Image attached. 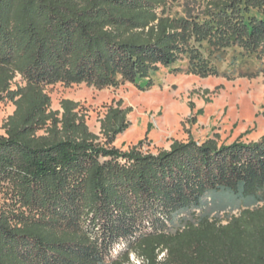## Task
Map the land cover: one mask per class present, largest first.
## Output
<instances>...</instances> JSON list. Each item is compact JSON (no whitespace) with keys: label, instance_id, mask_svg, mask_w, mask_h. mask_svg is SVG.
Segmentation results:
<instances>
[{"label":"trees","instance_id":"obj_1","mask_svg":"<svg viewBox=\"0 0 264 264\" xmlns=\"http://www.w3.org/2000/svg\"><path fill=\"white\" fill-rule=\"evenodd\" d=\"M203 1L176 19L160 11L166 0H0V104L15 107L0 134V186L12 193L0 264H264V138L123 152L111 143L130 109L110 107L96 134L79 103L54 111L45 91L146 82L184 59L217 75L232 48L264 72V0Z\"/></svg>","mask_w":264,"mask_h":264},{"label":"rangeland","instance_id":"obj_2","mask_svg":"<svg viewBox=\"0 0 264 264\" xmlns=\"http://www.w3.org/2000/svg\"><path fill=\"white\" fill-rule=\"evenodd\" d=\"M203 8V0H166L160 11L183 19ZM240 51L228 50L218 64L217 75L188 72V60L184 59L179 62L184 71L174 72L161 66L146 82L120 80L115 85L100 86L58 81L47 85L45 91L54 111L61 110L63 100L79 103L90 130L96 134H101V121L110 107L121 105L130 109L128 128L111 143V147L123 152L138 147L157 154L169 150L174 142L189 140H214L219 145L236 141L254 143L264 138V72H258L262 69L256 59L241 63L237 59ZM234 60L238 62L236 66L232 65ZM246 72L252 74H242ZM17 80L20 82V78ZM14 111L11 102L0 104V134H4L2 125ZM10 207L12 193L7 186H0V210ZM256 207L262 208L263 203L252 208L228 209L218 217L227 223L256 211ZM121 249L122 246L117 247L112 258ZM130 264H138L136 257H132Z\"/></svg>","mask_w":264,"mask_h":264},{"label":"bare ground","instance_id":"obj_3","mask_svg":"<svg viewBox=\"0 0 264 264\" xmlns=\"http://www.w3.org/2000/svg\"><path fill=\"white\" fill-rule=\"evenodd\" d=\"M134 257H135V255L133 256V258H134ZM136 259L138 260V264H145V263H144V260H142V259H140V258H137V257H136Z\"/></svg>","mask_w":264,"mask_h":264}]
</instances>
